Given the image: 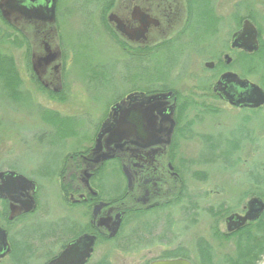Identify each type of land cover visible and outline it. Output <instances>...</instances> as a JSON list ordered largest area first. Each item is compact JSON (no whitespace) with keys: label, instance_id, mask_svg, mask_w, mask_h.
I'll return each instance as SVG.
<instances>
[{"label":"flooded vegetation","instance_id":"af4514ba","mask_svg":"<svg viewBox=\"0 0 264 264\" xmlns=\"http://www.w3.org/2000/svg\"><path fill=\"white\" fill-rule=\"evenodd\" d=\"M233 1L231 0L230 5L231 15L226 14L224 17L222 13L220 16L217 14L216 8H222L223 5L227 8L228 0H105L104 41L109 50L117 52V57L107 63L101 72L98 70V76L94 75L92 78L93 81L103 78V89H106L108 83L119 86L120 89L116 88L117 92L110 94L111 100L105 107L106 113L98 128L108 116L111 106L119 103L120 109H126L141 103V106L145 104L161 110L160 113H151L156 116L155 126L158 132L142 140L138 137L123 139L117 148L112 144L105 146L101 138L98 154L108 151L111 155L102 161L94 162V155L90 150L98 128L91 145L85 151L68 155L65 161L62 153L41 156L39 162H35L34 169L44 166L51 173L58 171L67 174L66 181L61 178L60 192L66 197L59 201V213L53 217L44 210L35 212L38 206L34 197L37 193V180L28 177L19 167L12 166L9 162L11 157L8 159L0 155V172H16L35 184L34 192L16 191L12 194V199L0 198V264H48L82 236L93 237L91 250L82 264H107L108 245L119 236L127 219L137 216L145 218L151 212L162 209L173 214V206L182 200L183 161L179 144L187 141L191 135L188 113L190 110L208 108L204 102L197 103L189 92L192 79L196 77L191 72L192 66L195 67L194 63H197L194 57L205 56L200 61L203 65V70L199 71L201 74L212 73V81L203 83L208 85L206 90L211 93V100L217 99L227 108L239 111L261 107L239 109L220 99L213 89L224 72L238 75L231 68L232 54L240 50L232 46V36L241 26L236 17L237 2ZM38 2L42 3L43 0ZM52 7L50 21L25 18L18 13L11 14L7 21L1 18L7 27L17 32L18 36L21 35L26 42L31 85L59 93L63 89V75L72 72L69 73V66L73 65L74 58L70 55L72 44L69 49L57 38V0L53 1ZM206 27L216 32L213 43L203 47L200 33ZM223 66L228 68L223 70ZM16 82V91L26 87L20 78ZM196 87L198 86H194L192 90ZM154 95L158 96L159 101L145 102L147 97ZM170 110L172 127L169 120L160 121V116H167ZM25 121L22 123H26ZM22 123L5 122L12 128L7 131L24 142L27 137ZM40 135L48 137V134ZM42 139L37 138L36 142L41 143ZM43 140V144L54 145L51 140ZM12 157L19 160L17 155ZM110 174L115 179L108 185L105 180ZM119 179L124 182L123 186ZM109 186L120 189V196L111 200L99 199L100 187L109 190ZM30 196L33 201L32 209L24 211L21 204L30 200ZM184 199L194 202L199 197L184 195ZM244 205L240 214L245 213ZM10 206L15 207L14 213ZM117 215V230L113 236H109L111 224ZM252 222L256 220L246 224ZM239 229L225 232L232 234ZM98 249H101L102 255L95 258Z\"/></svg>","mask_w":264,"mask_h":264},{"label":"rangeland","instance_id":"374dc122","mask_svg":"<svg viewBox=\"0 0 264 264\" xmlns=\"http://www.w3.org/2000/svg\"><path fill=\"white\" fill-rule=\"evenodd\" d=\"M233 2H237L238 25L246 18L256 26L258 47L250 54L241 50L232 54L231 68L264 90V0ZM230 5L232 2L228 0L227 8L224 5L216 8L217 14L231 15ZM57 6V38L68 48L72 44L70 55L74 58V66H69V73L72 72L63 75V89L59 93L31 85L26 42L7 27L0 16V155L11 157L9 162L12 166L19 167L28 177L37 180L34 197L38 206L35 212L45 211L51 217L59 213V201L66 197L60 192L61 178L66 181L67 174L51 173L44 166L34 169L35 162L50 153H62L65 161L68 155L85 151L105 116L110 94H115L116 88L120 89L109 83L103 89V78H96V81L92 78L117 57V52L109 50L104 41L105 0H57ZM206 28L200 33L203 47L213 43L216 32L215 26L211 31L210 27ZM203 57H194L197 63L191 72L196 77L192 79L189 92L197 103L204 102L208 108L190 110L191 135L179 144L183 161L182 200L173 206V214L162 209L145 218L127 219L119 236L108 245L107 264H148L155 259L176 258L175 255L188 259L192 264L264 262V253L259 255L264 247V210L256 222L245 224L232 234L227 235L223 222L232 212L240 214L249 197L259 196L248 180L249 167L254 162L264 161L261 155L264 150V105L255 110L239 111L227 108L217 99L211 100L210 92L206 90L208 85L203 83L212 81V73L199 72L203 70L200 62ZM82 59L85 60L82 62ZM227 68L223 66L221 69ZM19 78L26 87L16 91L15 83ZM194 86L198 87L193 91ZM24 120L26 123H22ZM7 121L9 124L11 121L22 123L27 141L21 142L17 135L10 134L7 130L12 128L5 124ZM246 132L253 140L239 142L238 162L233 166L235 146L230 142ZM41 133L48 134V137H42ZM37 138L51 140L54 145L43 144V139L41 143L36 142ZM11 155H17L19 160ZM218 156L225 163L213 160ZM113 179V174H110L105 182L110 185ZM121 182L123 186L124 182ZM262 190L257 189V193L262 194ZM98 191L99 199L103 200L117 199L121 193L113 186H109V190L100 187ZM184 195L199 199L185 201ZM192 202L194 204L190 206ZM101 255L102 251L98 249L95 258Z\"/></svg>","mask_w":264,"mask_h":264},{"label":"water","instance_id":"95a60500","mask_svg":"<svg viewBox=\"0 0 264 264\" xmlns=\"http://www.w3.org/2000/svg\"><path fill=\"white\" fill-rule=\"evenodd\" d=\"M53 1L43 0L42 3H39L38 0H0V15L6 21L13 13H18L25 18L50 21L53 14ZM117 28L119 29V25H117ZM232 46L245 53H253L257 50V29L250 20L245 18L241 22L239 30L232 36ZM225 62H228L227 58ZM213 89L220 99L232 106L239 107V109L243 107L257 108L264 104V90L257 84L245 78H240L232 72L227 71L221 74ZM157 97L156 95L149 96L145 102L159 101ZM141 105L140 103L138 106L120 109V104L117 103L109 108L108 116L98 128L99 130L94 138V145L90 149L94 155V162L111 157L107 153L108 151L98 154L101 149L102 139L105 146L112 144L117 148L120 147V141L123 139L138 137V139L142 140L152 137L158 132L155 126L156 116L151 113L153 111L160 113L161 110L145 106V104L144 106ZM170 114L171 110L167 116H160V121L169 120V125L172 127L173 120ZM25 190L34 192L35 184L32 180L13 171L0 172V198L7 197L12 199L14 192ZM29 199L21 204L24 207V211L32 209V197L30 196ZM244 204L245 213L238 214L234 212L225 217L224 225L227 232L237 230L249 221L257 220L264 210V202L259 197H251ZM10 207L11 212L14 213L15 207ZM118 224L119 216L117 215L111 224L109 236L115 234ZM91 242H93L92 236L78 238L48 264H82L84 258L91 250ZM148 264H191V262L183 257H176L155 259Z\"/></svg>","mask_w":264,"mask_h":264},{"label":"trees","instance_id":"16d2710c","mask_svg":"<svg viewBox=\"0 0 264 264\" xmlns=\"http://www.w3.org/2000/svg\"><path fill=\"white\" fill-rule=\"evenodd\" d=\"M246 132L245 134H240L239 137L235 138V139H232L230 143H234L233 146V155H232V165L234 166V164H236L238 162V159H237V154H238V149H239V145L241 143H239L240 141H243V140H246V141H251L252 142V138L250 137V135ZM208 139V138H207ZM205 141V140H204ZM207 141V140H206ZM238 148V149H237ZM261 151V150H260ZM264 157V150L261 151ZM258 155H259V152H258ZM213 159V158H212ZM213 160H220L221 164L222 163H225V160H223L222 158H220L219 156L216 158V159H213ZM229 165V164H227ZM226 165V166H227ZM226 166H223V167H226ZM250 169V173H249V184L255 188L254 192L256 191V194L259 195V196H251V197H259L263 202H264V161L260 162H254V164L249 167ZM262 188L263 190L261 191L262 194H259L257 193V189H260ZM249 197V198H251ZM190 206H192V204H190ZM228 235V234H227ZM255 238H257V235L255 236ZM261 253H264V247L262 248L261 252L259 253V255ZM176 257L177 256H180V255H175ZM209 256V254L207 255ZM207 264V262H206Z\"/></svg>","mask_w":264,"mask_h":264}]
</instances>
